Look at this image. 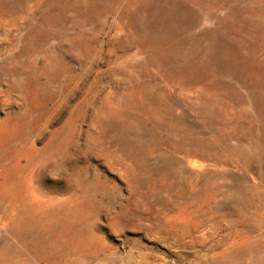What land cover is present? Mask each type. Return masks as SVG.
Here are the masks:
<instances>
[{
    "label": "rangeland",
    "instance_id": "rangeland-1",
    "mask_svg": "<svg viewBox=\"0 0 264 264\" xmlns=\"http://www.w3.org/2000/svg\"><path fill=\"white\" fill-rule=\"evenodd\" d=\"M0 264H264V0H0Z\"/></svg>",
    "mask_w": 264,
    "mask_h": 264
}]
</instances>
